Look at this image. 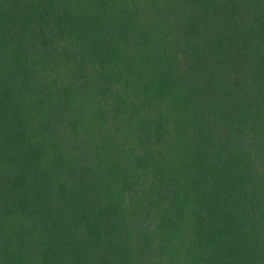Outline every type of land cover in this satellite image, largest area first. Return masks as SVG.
<instances>
[{
	"label": "trees",
	"instance_id": "16d2710c",
	"mask_svg": "<svg viewBox=\"0 0 264 264\" xmlns=\"http://www.w3.org/2000/svg\"><path fill=\"white\" fill-rule=\"evenodd\" d=\"M0 264H264V0H0Z\"/></svg>",
	"mask_w": 264,
	"mask_h": 264
}]
</instances>
